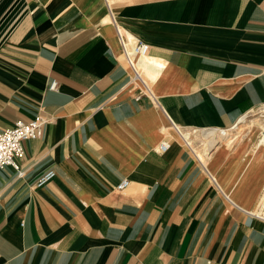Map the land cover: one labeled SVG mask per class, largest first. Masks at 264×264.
Instances as JSON below:
<instances>
[{
    "label": "crops",
    "instance_id": "0c3cea01",
    "mask_svg": "<svg viewBox=\"0 0 264 264\" xmlns=\"http://www.w3.org/2000/svg\"><path fill=\"white\" fill-rule=\"evenodd\" d=\"M260 106L264 0H0V130L46 121L0 167V264H264L257 135L192 148Z\"/></svg>",
    "mask_w": 264,
    "mask_h": 264
},
{
    "label": "built area",
    "instance_id": "2783aa9c",
    "mask_svg": "<svg viewBox=\"0 0 264 264\" xmlns=\"http://www.w3.org/2000/svg\"><path fill=\"white\" fill-rule=\"evenodd\" d=\"M117 32L119 39L122 44L123 53L126 61L130 65L133 72V80L139 81L145 88L147 87V82L143 75L140 73L138 68V60L141 57L149 56V44L141 40H130L124 36V33L119 27H117ZM58 82L52 80L49 88L56 89ZM148 90V88H147ZM45 118L41 115L35 116L32 120L25 121L19 119L15 121L10 127L0 130V167H5L7 165L14 166L18 168L17 160L19 157L24 155V141L32 138H37L41 135L42 126L45 123ZM190 145V143L187 141ZM191 147V145H190ZM168 148V142L162 141L159 144V150L165 152ZM202 164H204V159L196 154ZM54 176V171L50 170L46 172L39 180L38 184H43ZM128 180L124 179L119 184L117 188L123 189L128 185ZM259 216H264V208L260 210Z\"/></svg>",
    "mask_w": 264,
    "mask_h": 264
},
{
    "label": "rangeland",
    "instance_id": "374dc122",
    "mask_svg": "<svg viewBox=\"0 0 264 264\" xmlns=\"http://www.w3.org/2000/svg\"><path fill=\"white\" fill-rule=\"evenodd\" d=\"M137 82L139 84H141L139 81H137ZM263 110H264V106H260V107L256 108L255 110L248 113L244 117L242 122L239 124L238 128L229 129L228 132L230 133V137H228L227 142L233 141L231 139V136H233V137L237 136V140H238V139L244 138V136L246 137L247 135L256 134L257 137H256L255 141L258 140L259 138H261L260 136H261V134H263L262 132L264 130V128L260 124L261 121L264 122V116H262L264 114ZM254 120H255V122H253ZM192 142H193L192 144L194 147H192V146L191 147L193 148L194 151L196 150L198 152L197 153L195 151L196 154H198V156H199V154H201V150H202L203 155L201 154L200 156L203 157V159H205L204 151H206L208 149V145H213V142H212V144H208V141L207 142L203 141L202 144H199V142H196L194 139ZM261 148H264V146H262Z\"/></svg>",
    "mask_w": 264,
    "mask_h": 264
},
{
    "label": "bare ground",
    "instance_id": "6f19581e",
    "mask_svg": "<svg viewBox=\"0 0 264 264\" xmlns=\"http://www.w3.org/2000/svg\"><path fill=\"white\" fill-rule=\"evenodd\" d=\"M263 112H264V110H263ZM245 116H246V115L242 116V117L239 119V121L233 126V128H238V127H239V124L242 122V120L244 119ZM262 116H264V114H263ZM253 122H255V120H254ZM256 123H257V122H256ZM260 124H261V126L264 128V122L261 121ZM262 127H261V128H262ZM200 131H201V130H200ZM204 131H205V130H204ZM202 133H203V132H202ZM205 133H206V132H205ZM262 133H263V134H261V136H260L261 138H259L258 140H256V141L254 142V145H253V149H254V150H259L262 146H264V130H263ZM182 134H183V136L187 139L188 142L192 143V142H191V137L189 136V133H188V132H183ZM228 135H230V133L228 132V129H216V128H215V129H213V130L208 131V132L206 133V135H204V136L207 137V138H211L210 140L207 139L208 144H212V142H213V144H214L215 141L218 140V138L226 137V136H228ZM216 136H217V140L215 139ZM227 138H228V137H227ZM262 203L264 204V199H263Z\"/></svg>",
    "mask_w": 264,
    "mask_h": 264
}]
</instances>
